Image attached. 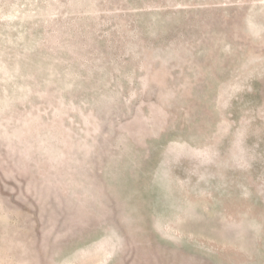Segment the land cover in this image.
<instances>
[{"label":"rangeland","instance_id":"374dc122","mask_svg":"<svg viewBox=\"0 0 264 264\" xmlns=\"http://www.w3.org/2000/svg\"><path fill=\"white\" fill-rule=\"evenodd\" d=\"M0 264H264V0H0Z\"/></svg>","mask_w":264,"mask_h":264}]
</instances>
